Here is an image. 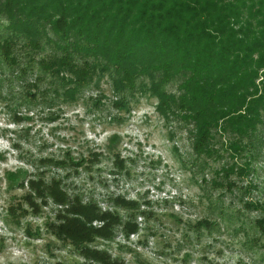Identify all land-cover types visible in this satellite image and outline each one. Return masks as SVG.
<instances>
[{"label": "rangeland", "instance_id": "obj_1", "mask_svg": "<svg viewBox=\"0 0 264 264\" xmlns=\"http://www.w3.org/2000/svg\"><path fill=\"white\" fill-rule=\"evenodd\" d=\"M149 85L119 108L121 94L107 74L75 101L53 78L39 83L34 103L25 80L0 82V264H93L53 236L62 207L34 198L30 182L41 178L136 226L133 234L118 227L112 240L92 245L120 264H264V154L234 157L222 148L228 137L218 134L211 145L220 156L197 155L194 123L164 117ZM252 157L249 176L222 171L246 168ZM71 158L84 162L75 168ZM118 199L138 206L123 209Z\"/></svg>", "mask_w": 264, "mask_h": 264}, {"label": "trees", "instance_id": "obj_2", "mask_svg": "<svg viewBox=\"0 0 264 264\" xmlns=\"http://www.w3.org/2000/svg\"><path fill=\"white\" fill-rule=\"evenodd\" d=\"M0 65L6 69L0 82L25 80L34 91L28 90L31 103L48 78L75 101L107 74L121 94L115 104L124 108L127 95L149 90L140 81L148 78L164 117L194 123L197 155L220 156L211 145L218 134L228 137L222 148L234 157L264 154V0H0ZM29 73L35 83L26 80ZM171 84L176 93L166 90ZM254 157L246 168L233 164L222 171L249 176ZM70 162L76 168L84 161ZM30 188L34 198L50 197L62 207L51 226L54 237L76 247L85 261L120 264L92 245L112 240L118 227L133 234L136 226L122 223L116 211L69 196L55 180L31 181ZM34 198L25 199L37 208Z\"/></svg>", "mask_w": 264, "mask_h": 264}]
</instances>
